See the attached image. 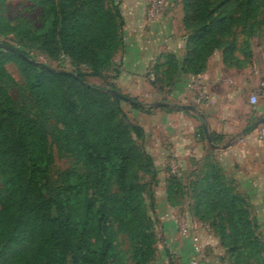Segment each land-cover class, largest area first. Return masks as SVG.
Returning a JSON list of instances; mask_svg holds the SVG:
<instances>
[{
  "label": "trees",
  "instance_id": "obj_1",
  "mask_svg": "<svg viewBox=\"0 0 264 264\" xmlns=\"http://www.w3.org/2000/svg\"><path fill=\"white\" fill-rule=\"evenodd\" d=\"M33 1L41 7L39 25L0 12V37L12 34L29 57L24 41L39 42L47 53L86 67L88 74L102 72L109 61L114 64L123 43L119 5L109 7L106 0ZM182 10L181 65L168 54L152 71V82L165 88L175 84L179 71L185 76L203 72L217 49L223 64L231 65L239 46L236 38L225 39L241 15L261 12L264 17V0H182ZM7 60L16 62L24 75L34 110L19 109L0 84V264H147L155 243L153 221L143 187L131 176L135 160L147 172L154 170L153 158L136 143L143 139L142 127L127 117L120 99L90 85L81 71L76 77L47 71L0 49V77L7 76ZM110 86L116 90L112 82ZM251 130L252 124L246 125L243 133ZM198 131L204 138L202 125ZM51 144L80 163V169L61 172L55 187H48ZM205 157L211 161L193 184L200 190L192 215L208 220L215 214L211 225L228 251L237 257L252 255L264 264L250 234L244 199L225 185L226 174L212 155ZM116 232L128 240V257L121 262L115 260Z\"/></svg>",
  "mask_w": 264,
  "mask_h": 264
},
{
  "label": "rangeland",
  "instance_id": "obj_2",
  "mask_svg": "<svg viewBox=\"0 0 264 264\" xmlns=\"http://www.w3.org/2000/svg\"><path fill=\"white\" fill-rule=\"evenodd\" d=\"M120 1L106 0L109 7L114 4L119 5ZM147 1L142 0L144 11L148 7ZM230 1L233 2V0ZM227 4L228 1H225L223 6L226 7ZM168 6L176 8L177 11L179 10L178 22L180 29H183L182 23L185 16L182 10V0H164L162 11ZM40 11V5L33 0H0V12L5 13L8 19L24 18L32 25L37 26L39 25ZM234 11L238 13L237 8ZM187 16L191 17L192 13L189 12ZM238 21L237 25L232 28L231 34L228 35L229 37L225 40H232L234 37L239 46V49L234 52L236 58H231V65L226 66L232 73H241L238 80L239 90L231 98L227 96L229 86L225 88L218 87L214 93L216 105L224 107V113H228L229 118L226 120L243 128L259 118L260 115L256 111L258 107L264 104L263 97H259L254 105L250 104L248 100L254 88V83L264 77V17L261 12H256L250 15L243 14ZM187 22H190V19ZM240 25L244 26L243 30L241 29L242 31L240 30ZM0 41L7 42L18 48L20 46L19 40L12 34L1 36ZM24 44L25 47L23 48H25L31 58L41 61L54 69L72 71L75 75L81 71L87 74L84 76L86 82L111 94L110 90L112 88L109 78L114 75L116 69L110 61L104 65V72L88 74L86 67L74 66L64 57L55 53H47L42 49L39 42L25 40ZM240 65L241 67H238ZM4 69L7 76L0 77V84L5 87L19 109L32 113L34 110L33 101L25 89V77L20 72L16 62L7 60L4 63ZM193 92L194 99H189L187 102L197 106L199 111L203 113L204 108L199 103L200 101H197L196 91L193 90ZM124 95L144 105L154 101L152 98L139 97L133 94L125 93ZM119 104L127 117L132 119L135 108L131 106V103L120 99ZM194 113L197 114L196 112ZM216 113L217 110H214L215 115ZM244 119H246V123L241 125V121ZM259 127L261 125L255 128L252 127L255 134ZM151 133L154 132L152 131ZM136 143L140 148L145 149L143 141H136ZM50 150L52 158L48 168V187H55L61 172L67 169H80V163L72 155L58 149L53 144H51ZM210 161L206 157L197 159L191 155L187 156L182 162L178 161V158L173 154H165L162 158L153 159L154 170L152 173L147 172L140 161L135 160L133 163L131 176L143 187L142 196L148 214L153 221L155 235L153 255L147 264H257V259L254 256H234L221 243L211 225L215 221V214L208 220H206V215L204 219H198L197 216L192 215L194 196L200 190L193 184L198 182L200 177L198 172L206 169V164ZM224 183L231 187L233 191L239 193L244 199L247 217L250 222L251 237L257 239L259 244L257 250L260 256L264 258V183L259 185H239V182H236V178L228 174L224 177ZM112 225L116 230V223L112 222ZM183 226L187 227V234L181 232ZM116 237L118 239V247L115 260L121 262L128 257V240L126 234L122 232H116ZM167 239L170 242H167ZM236 252L239 253L240 250Z\"/></svg>",
  "mask_w": 264,
  "mask_h": 264
},
{
  "label": "crops",
  "instance_id": "obj_3",
  "mask_svg": "<svg viewBox=\"0 0 264 264\" xmlns=\"http://www.w3.org/2000/svg\"><path fill=\"white\" fill-rule=\"evenodd\" d=\"M142 3V0H121L119 3L124 21L123 43L113 58L116 72L109 79L122 94L154 100L144 105L131 99L142 107L134 109L131 120L143 129L145 152L153 159L173 154L182 162L187 156L200 159L211 154L223 172L234 176L239 185L264 183V139H259L253 130L243 133L244 127L228 122L224 107L216 105L214 91L229 86L227 96L231 98L239 90L241 73H232L223 64L221 51L217 49L207 58L203 72L185 76L179 71L171 87L153 83L150 72L154 67H161L168 54H173L181 65L185 53L184 31L178 22L179 10L165 7L156 20L147 22ZM198 87L209 93L208 101L197 100L204 108L203 113L187 102L194 99L193 90ZM179 105H192L198 111L181 109ZM214 110H217L216 115ZM256 113L264 115V104ZM245 123L246 119L241 121V125ZM201 125L203 131L207 128L210 138L211 135L220 137L217 141L211 139L217 147L209 146L205 133L204 138L200 136L198 128Z\"/></svg>",
  "mask_w": 264,
  "mask_h": 264
},
{
  "label": "built area",
  "instance_id": "obj_4",
  "mask_svg": "<svg viewBox=\"0 0 264 264\" xmlns=\"http://www.w3.org/2000/svg\"><path fill=\"white\" fill-rule=\"evenodd\" d=\"M148 7H146L145 11V19L147 22H152L156 20L159 15L162 13V8L164 5V0H148L147 1ZM150 78L151 80L153 79V74L150 72ZM196 94H197V100L200 102L208 101L209 95L206 93L202 88L198 87L195 89ZM259 97L264 98V77H261L256 85L254 86L252 92L249 95V103L254 105ZM256 136L259 139H264V124L261 125V127L258 128L256 132ZM181 232L183 234H187V227L183 226L181 228Z\"/></svg>",
  "mask_w": 264,
  "mask_h": 264
},
{
  "label": "water",
  "instance_id": "obj_5",
  "mask_svg": "<svg viewBox=\"0 0 264 264\" xmlns=\"http://www.w3.org/2000/svg\"><path fill=\"white\" fill-rule=\"evenodd\" d=\"M0 48L14 52V53L18 54L19 56H21L22 58H24L29 63H32L34 65H37V66L43 68L44 70L54 71V72H58V73H62V74H66V75H69V76L76 77V75L72 71L65 70V69H54V68L50 67L49 65L41 62V61H38V60H35V59L29 57L28 55H26L25 53H23L20 49H18L14 45L9 44L7 42L0 41ZM110 92H111V94L114 97H116L118 99L127 101V102L132 103V104H136V102L132 101L129 97H127L126 95L118 92L117 90L111 89ZM178 107L181 108V109H190V110L198 111L196 109V107H194L192 105H179ZM262 124H264V115L263 116H260L256 120H254L252 122V127L255 128V127H257L259 125H262ZM204 133H205L206 141L208 142L209 146L212 147V148L217 147L216 145H214L211 142V138L209 136V133H208V130H207L206 127L204 128Z\"/></svg>",
  "mask_w": 264,
  "mask_h": 264
}]
</instances>
